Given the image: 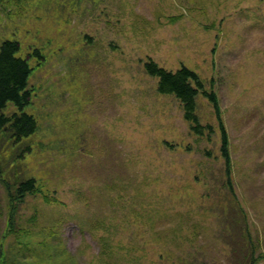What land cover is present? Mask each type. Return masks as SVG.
<instances>
[{
	"label": "rangeland",
	"instance_id": "374dc122",
	"mask_svg": "<svg viewBox=\"0 0 264 264\" xmlns=\"http://www.w3.org/2000/svg\"><path fill=\"white\" fill-rule=\"evenodd\" d=\"M5 39L32 68L37 131L17 146L0 131L2 178L41 190L19 207L29 236L50 230L54 254L86 263L103 237L136 264H264V0H0ZM149 59L187 67L215 94L228 173L212 104L197 96L213 133L195 135ZM6 205L0 182V234ZM18 246L5 241L10 264L51 258Z\"/></svg>",
	"mask_w": 264,
	"mask_h": 264
},
{
	"label": "trees",
	"instance_id": "16d2710c",
	"mask_svg": "<svg viewBox=\"0 0 264 264\" xmlns=\"http://www.w3.org/2000/svg\"><path fill=\"white\" fill-rule=\"evenodd\" d=\"M19 52L20 44L14 39H5L0 43V131H7L12 145L15 146L22 144L23 141L29 139L37 131V121L31 114L25 111L31 102L28 82L32 68L27 58L20 56ZM30 56L34 58L40 57L38 51H34ZM143 68L148 76L156 78V91L159 94L172 95L180 102L183 118L189 123L190 131L195 135L202 136L205 131L208 134L213 133L210 125H202L199 121L196 113L197 96L201 95L205 97L212 104L220 131V152L228 173L227 135L220 121L215 94L206 91L198 75L185 66H181L172 72L158 66L154 61L149 59L143 63ZM10 105L15 108V111L6 115L5 110ZM31 152V146L26 145L21 151L20 157ZM0 182L4 186L7 196L6 221L0 234V264H10L5 252V241L9 236H14V240L19 245L17 247L19 251L25 255L28 254L26 259L33 253L34 247H39L42 251L49 249L51 258H49L47 264H136L133 259H125L124 254L112 248L110 239L103 237L97 240V252L92 260H89L87 263L86 261H81L76 253H71L69 257L54 254L55 247L51 243L55 239L54 232L46 230L44 236L39 241H35L33 237L27 234L28 230L18 224L20 205L25 202L27 196L41 192L37 187L36 179L27 178L10 182L2 178V171L0 170ZM42 197L48 204L55 202L52 198L47 197L45 193H43ZM87 202L88 199H86ZM35 215L32 217L33 219H35ZM100 216L98 215V218L94 219L96 220L94 224V220L86 218V228L83 226L85 223L82 222L80 230L82 231L84 228L86 231L97 229L98 225L102 223ZM255 261L252 257L250 264H254ZM39 264L43 263L39 262Z\"/></svg>",
	"mask_w": 264,
	"mask_h": 264
}]
</instances>
